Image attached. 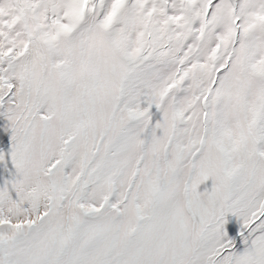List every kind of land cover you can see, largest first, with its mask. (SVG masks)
I'll return each instance as SVG.
<instances>
[{
  "label": "snow or ice",
  "instance_id": "1",
  "mask_svg": "<svg viewBox=\"0 0 264 264\" xmlns=\"http://www.w3.org/2000/svg\"><path fill=\"white\" fill-rule=\"evenodd\" d=\"M0 264H264V0H0Z\"/></svg>",
  "mask_w": 264,
  "mask_h": 264
}]
</instances>
